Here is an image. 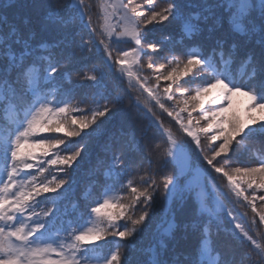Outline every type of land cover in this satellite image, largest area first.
Segmentation results:
<instances>
[{"label":"snow or ice","instance_id":"snow-or-ice-1","mask_svg":"<svg viewBox=\"0 0 264 264\" xmlns=\"http://www.w3.org/2000/svg\"><path fill=\"white\" fill-rule=\"evenodd\" d=\"M16 6L0 9V264H133L115 240L144 233L158 194L183 208L194 189L196 215L179 224L168 208L135 264H264V0H30L34 16L10 17ZM117 115L83 206L62 208L83 151L69 141ZM239 152L254 163L233 164ZM152 157L172 171L157 180Z\"/></svg>","mask_w":264,"mask_h":264},{"label":"trees","instance_id":"trees-1","mask_svg":"<svg viewBox=\"0 0 264 264\" xmlns=\"http://www.w3.org/2000/svg\"><path fill=\"white\" fill-rule=\"evenodd\" d=\"M159 2V0H158ZM30 3V0H0V9L4 8L5 4L17 5L16 7L9 8L7 10V14L10 17H15L16 15H19L21 13L26 15H35L32 13V10L27 7V4ZM151 27V26H150ZM156 28L158 31L156 32L157 36H161L163 34H167L169 31H171L170 26L166 25H157ZM174 39H178V35L173 33ZM207 54V53H205ZM168 52H164L163 56H168ZM162 61H157V63H160ZM148 74H151L150 70ZM75 80V78H74ZM165 84L164 81H161V86L163 87ZM117 86V82L108 79L106 81V88L101 89V92L104 95H107L109 92L113 91ZM185 87L191 88L195 85H184ZM120 88L127 89L126 84H120ZM174 91H176L174 89ZM93 90H78L75 94L76 101L80 104L81 107L90 108L93 106V96H92ZM176 95L179 98V92L176 91ZM97 99L100 100L101 103H103V100L98 96ZM207 107V104H206ZM159 112V109L156 110ZM75 115H80L79 113ZM186 115V114H185ZM194 116L198 115L197 113L193 114ZM245 111L242 112L240 115L242 118H246ZM257 119H262V117L255 116ZM164 123L166 127L172 126L174 122L170 124V118L166 117V115L163 117ZM123 119L122 116L117 115L113 117L112 119H106L105 123L101 125V128L97 131H93V128H89L85 130L84 133H82L81 138H73L72 141H69L70 143H76L77 141L81 146H83V151L81 153V158L78 159V161L73 165V169H70L69 172L71 173L72 181L71 187L68 191L67 199L61 201V207H65L70 204V201L73 199L79 200L81 206L84 204V200L81 199V195L86 192V190L89 188V186L93 183L97 177L93 175V169L97 165L98 160H107L109 159L108 154L105 152V145L109 140L110 134L119 127L121 120ZM99 123V121H98ZM173 131L176 132V129L173 128ZM151 135V134H150ZM157 139H159V135L157 134ZM183 141L187 143V138L182 137ZM149 144L150 142H142L143 144ZM203 146L205 148V151L211 147L206 141L203 142ZM193 148V160L196 159V153H195V146L192 145ZM145 157H150L151 152H145ZM239 159L237 157H233V164L242 163V164H251L254 163L253 160L249 159V155L244 152L238 153ZM154 159L153 169L152 171L156 174L157 180H159V177L163 175L166 172H171L172 168L171 165L168 166V168H164L162 163H160L158 160L155 159V157H152ZM213 175H215L213 173ZM139 182V180H137ZM216 184L220 187L221 191H223V181L218 180L216 181ZM65 188H69V185H65ZM63 191V190H62ZM95 191V189H94ZM49 195H57V194H49ZM188 198L185 200L183 208L179 207L178 205H174L171 202L165 203L162 199L161 195H157L155 197V204L154 207L151 209L152 212V222L149 224L148 228L144 231V233L136 238L133 242L128 241H119L115 240V238L109 237L108 241H114L115 243H119L120 245H127V254L130 260L133 261V264H135L136 261H138L141 256L144 254L145 250L153 244L154 242V227L157 221H159L167 212L168 208L175 207L176 208V221L179 224H182L188 219H191L193 216L196 215L197 210V200H196V190L194 189L191 193L187 194ZM225 204L231 208L234 212V214L241 219V222L245 223L246 227L250 231V234L253 235L254 238H256V232L252 230V226L250 223H248V218H250L253 214L251 213V210L242 207L241 205L237 204L235 199L233 197H228L225 201ZM258 205L264 204V202H257ZM247 211L248 217H244L243 213ZM258 219V218H257ZM123 223V221L121 222ZM261 231H264V229H261ZM223 233H221V237L218 238V240L223 239ZM105 244V252L108 251L110 248L115 247V243H109V242H101ZM124 251V249H121Z\"/></svg>","mask_w":264,"mask_h":264},{"label":"rangeland","instance_id":"rangeland-1","mask_svg":"<svg viewBox=\"0 0 264 264\" xmlns=\"http://www.w3.org/2000/svg\"><path fill=\"white\" fill-rule=\"evenodd\" d=\"M247 104V100L244 97H234L233 98V110L236 111L239 115L245 111V105ZM254 116L261 117L260 113L254 112L252 113Z\"/></svg>","mask_w":264,"mask_h":264}]
</instances>
